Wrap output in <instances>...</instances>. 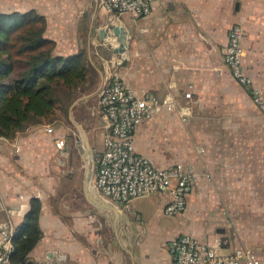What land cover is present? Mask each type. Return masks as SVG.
<instances>
[{"label": "crops", "instance_id": "0c3cea01", "mask_svg": "<svg viewBox=\"0 0 264 264\" xmlns=\"http://www.w3.org/2000/svg\"><path fill=\"white\" fill-rule=\"evenodd\" d=\"M249 1L157 0L151 15L138 21L129 14L110 15L102 0H0V11H37L47 20L45 36L55 41L58 55H86L95 84L83 95L82 103L88 110L95 104L91 116L100 119L104 127L98 98L107 75V61L116 55L114 49L103 45L106 35L101 38V31L110 33L112 26L125 29L127 59H123L118 72L138 96L163 98L173 85L176 96L193 92L194 109L196 98L207 96L211 90L218 93L222 81H231L224 50L234 25L244 28V48L256 71L264 72V9L250 6ZM118 18L121 24L116 23ZM245 61L244 55L245 71L264 96ZM245 89L242 91L253 101L252 91ZM253 104L251 109L264 113ZM176 116L166 113L143 123L135 132L137 150L157 166L176 163L167 155V150H172L168 143L172 128L161 121ZM94 122L88 121L93 127ZM263 122L259 126L264 128ZM47 127L40 124L14 138H0V223L12 220L17 227L30 209L31 199L42 202L43 238L29 254L34 264H175L169 244L181 235L219 245L218 252L224 255L250 248L264 264V135L215 137L213 143L219 148L203 145L197 148L196 157L181 160L201 174L184 213L164 215L168 195L152 194L145 197L155 196L159 202L151 211L136 206L134 199L130 211L115 206L119 210L116 215L93 207L86 197L64 199L68 192L58 191L54 182L56 153H61L55 138L62 134L58 129L50 134ZM165 161L173 162L163 164ZM75 193L72 188L67 196L75 197ZM71 206H77L85 217L70 219L65 210ZM95 220L99 226L93 231L89 225ZM105 227L110 231H102Z\"/></svg>", "mask_w": 264, "mask_h": 264}, {"label": "built area", "instance_id": "2783aa9c", "mask_svg": "<svg viewBox=\"0 0 264 264\" xmlns=\"http://www.w3.org/2000/svg\"><path fill=\"white\" fill-rule=\"evenodd\" d=\"M156 1L102 0V5L110 15L129 14L138 21L151 15ZM109 32L103 45L117 50L121 43L112 29ZM245 35L241 25L232 27L224 50V63L233 78L252 91L253 101L264 111L263 93L253 84L244 68ZM115 55L116 58L107 61L106 79L99 92L98 109L106 129L105 149L102 153L97 152L91 190L97 198L128 211L130 203L136 198L167 194L169 199L163 214H182L187 210L188 198L201 174L195 166L186 162L165 167L155 165L137 150L135 132L143 123L166 113L177 114L183 122H187L193 114V92L188 90L176 96L172 85L163 98L138 96L118 72L124 55ZM46 130L50 134L56 133L52 126ZM55 146L58 152L66 150L63 136L55 138ZM15 232L16 225L12 220L0 223V264H11ZM218 246L202 243L191 235L176 237L169 244L175 264H263L250 248H238L233 254L224 255L218 252Z\"/></svg>", "mask_w": 264, "mask_h": 264}, {"label": "trees", "instance_id": "16d2710c", "mask_svg": "<svg viewBox=\"0 0 264 264\" xmlns=\"http://www.w3.org/2000/svg\"><path fill=\"white\" fill-rule=\"evenodd\" d=\"M46 28L45 16L35 10L0 11V138L54 122L63 101L71 104L94 87L86 55H58ZM41 210L33 197L16 227L11 264H34L29 254L43 238Z\"/></svg>", "mask_w": 264, "mask_h": 264}, {"label": "rangeland", "instance_id": "374dc122", "mask_svg": "<svg viewBox=\"0 0 264 264\" xmlns=\"http://www.w3.org/2000/svg\"><path fill=\"white\" fill-rule=\"evenodd\" d=\"M249 5L261 10L264 9V0H250ZM116 17L121 18L120 15ZM120 18L116 20L117 24L122 23ZM245 38H247V33ZM245 60L247 62L246 66H249V73L252 74L254 80L263 88L264 92V72L260 73L256 71V64L248 56L246 48ZM256 76L258 79H256ZM221 84L220 88L218 87V93L211 90L210 93L214 95L209 96L210 93H207V96L196 98V106H194L192 117L187 122H183L177 116L172 117L171 120L170 117L161 118V121H165L171 126V132H173L172 138L168 139L169 145L171 144L172 146V150H167L168 159L174 158L176 162L189 160L197 156V148L203 145L205 148L207 146L212 149L219 148L218 143H213V138L215 137H254L264 135L263 126H259L261 121H264V113H258L250 108V105H255L253 104L251 95L248 92L246 94L242 91L243 89L246 90L245 87L232 76L231 81L225 80ZM63 97H66V95ZM80 98L76 100L77 104L73 108L72 116L70 115L71 106L76 101L71 104L63 101L60 111L55 117V121L48 124V126L58 129L66 141L64 153H56L57 164L55 170L57 173L54 177L58 191L69 193L74 188L76 192L75 197L72 198H69L67 196L68 193H66L63 196L65 200H79L85 197L84 178L87 155L85 154L84 140L79 130L72 123V119L76 120L87 132L94 158V169L98 158L97 152L102 153L105 149L106 129L103 127L100 119L95 120L91 116V111L95 108V104L92 106L90 101L88 104H91L92 108L88 110L87 104H83L82 100L78 101ZM91 120L95 121L94 127L92 123H88ZM46 135V137L53 138L50 134ZM170 162L173 161H165L163 164ZM136 199V206L144 209L146 212L151 211L159 202L155 196L139 197ZM85 210L88 211L87 217L89 218L91 215L90 208ZM78 211L77 206H71L69 210H65V213H69L70 219L74 221L79 217H85L84 213L81 214ZM145 217L147 218L144 215V219ZM89 226L93 231H96L95 228L99 226V223L95 220V223ZM106 230L110 231V228L105 227V229H102L104 232Z\"/></svg>", "mask_w": 264, "mask_h": 264}, {"label": "water", "instance_id": "95a60500", "mask_svg": "<svg viewBox=\"0 0 264 264\" xmlns=\"http://www.w3.org/2000/svg\"><path fill=\"white\" fill-rule=\"evenodd\" d=\"M112 27L114 30V34L119 36V40L121 42L120 47L117 50H115V53L125 54L124 59H127L126 47H125V43L127 41V33L122 26H112ZM105 35H106L105 30L101 31V38H104ZM83 99H84V97L80 98L78 101L83 100ZM76 104H77V101L71 106V110H70L71 116L73 115V108ZM72 123L79 130L81 137L84 140L85 154L86 155H88V154L92 155L91 165L87 164V161H86V171H85V178H84V195H85L86 199L88 200V202L93 207L100 209V210H109V211H111L117 215L119 213V210L115 206L111 205L110 203H108L104 200L97 198L91 190V182L93 180L95 169H94V158H93V154H92V149H91L89 137L87 135L86 130L76 120L72 119Z\"/></svg>", "mask_w": 264, "mask_h": 264}, {"label": "bare ground", "instance_id": "6f19581e", "mask_svg": "<svg viewBox=\"0 0 264 264\" xmlns=\"http://www.w3.org/2000/svg\"><path fill=\"white\" fill-rule=\"evenodd\" d=\"M92 163V155L91 154H88L87 155V164H90L91 165Z\"/></svg>", "mask_w": 264, "mask_h": 264}]
</instances>
